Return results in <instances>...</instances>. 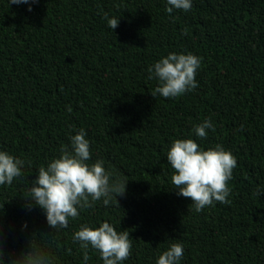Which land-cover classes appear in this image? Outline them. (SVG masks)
<instances>
[{
	"label": "trees",
	"instance_id": "1",
	"mask_svg": "<svg viewBox=\"0 0 264 264\" xmlns=\"http://www.w3.org/2000/svg\"><path fill=\"white\" fill-rule=\"evenodd\" d=\"M168 6L39 0L29 12L0 0V151L25 161L23 176L0 186L9 254L43 234L37 239L55 264H84L74 232L106 221L130 234L123 264H156L173 243L183 245L179 264H264V0H192L191 10L171 14ZM105 14L120 19L115 30ZM171 53L201 58L198 87L154 98L158 79L148 69ZM209 118L215 131L200 139L194 128ZM80 129L90 142L87 163L102 160L112 179L129 183L119 206L100 200L55 232L24 198L39 167ZM177 139L202 150L221 145L236 158L230 203L196 212L177 195L167 161ZM88 254L87 264H103L97 251Z\"/></svg>",
	"mask_w": 264,
	"mask_h": 264
},
{
	"label": "clouds",
	"instance_id": "2",
	"mask_svg": "<svg viewBox=\"0 0 264 264\" xmlns=\"http://www.w3.org/2000/svg\"><path fill=\"white\" fill-rule=\"evenodd\" d=\"M39 0H9V5L38 4ZM166 11L191 10L192 0H167ZM108 27L115 30L120 19L104 17ZM186 34V30H185ZM201 66V58L191 53H171L156 62L148 69V79H158V86L151 92L155 98H178L198 87L196 72ZM68 111L72 109L68 106ZM207 129L215 131L211 119H206L194 128L196 136L206 139ZM241 130H243L241 128ZM87 133L80 129L71 136V146H61L59 158L52 159L47 166L41 165L38 176L30 182L27 189L25 207L31 211L39 207L46 215V221L55 232L67 229L70 220H77L80 210L91 208L103 200L108 206L115 203L117 197L126 194L129 182L123 179H112V174L104 168V162L97 160L89 165L91 159L90 142L85 138ZM167 161L173 174L170 177L177 195L191 200V207L196 212L203 211L214 202L230 203L228 197L231 189L233 170L237 166L236 158L225 151L221 145L214 149L202 150L193 139H177L167 153ZM25 161L14 157L6 151H0V186H11L14 180L23 176ZM259 194V193H256ZM25 228L27 225L24 226ZM47 235L32 234L27 242V250L20 253L6 252L5 238L0 225V264H55V257L43 246L37 237ZM48 237V236H47ZM52 236L49 239H53ZM73 241L79 243L83 251L84 264L90 259L89 248L99 253L103 264H123L131 255L132 243L128 231H117L109 222H103L97 228L81 225L73 234ZM183 256V245L173 243L159 255L156 264H179Z\"/></svg>",
	"mask_w": 264,
	"mask_h": 264
}]
</instances>
